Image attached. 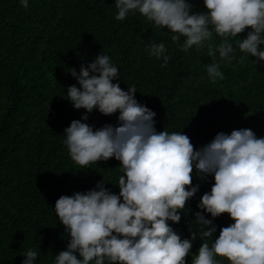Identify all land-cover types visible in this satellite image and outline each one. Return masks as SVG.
I'll return each instance as SVG.
<instances>
[{
    "label": "trees",
    "instance_id": "trees-1",
    "mask_svg": "<svg viewBox=\"0 0 264 264\" xmlns=\"http://www.w3.org/2000/svg\"><path fill=\"white\" fill-rule=\"evenodd\" d=\"M186 2L192 13L205 11L203 0ZM116 14L115 0H28L27 8L20 0H0V264H22L29 249L39 252L34 264H55L69 240L54 211L57 199L87 192L102 179L119 194V161L80 167L63 142L64 130L85 115L67 100L68 86L76 84L69 69L78 75L81 65L90 64L100 52L118 68L113 83L124 91L135 86L134 98L155 112L157 132H181L195 150L220 132L251 129L257 138L264 137V62L254 64L255 58L241 53L236 43L249 29L229 38L234 60L221 61L216 53L224 78L213 82L206 65L214 59L207 51L209 46L215 50L223 38L213 34L203 48L183 52L168 29L156 28L138 12L123 21ZM150 41L165 44L167 67L146 51ZM118 115L94 110L82 122L94 130L117 126ZM213 182L212 176L201 179L193 169L192 185L199 189L180 210V222H168L181 239L202 230L194 213ZM213 223L217 231L193 242L186 264H192L201 243L211 246L220 228L234 221L222 214Z\"/></svg>",
    "mask_w": 264,
    "mask_h": 264
},
{
    "label": "clouds",
    "instance_id": "clouds-1",
    "mask_svg": "<svg viewBox=\"0 0 264 264\" xmlns=\"http://www.w3.org/2000/svg\"><path fill=\"white\" fill-rule=\"evenodd\" d=\"M20 4L27 8L28 0ZM203 5L204 12L192 13L186 0H115V19L123 21L138 12L156 28L168 29L183 52L203 48L213 34L223 38L215 50L209 46L207 51L214 59L206 65L213 82L224 78L216 53L221 61L234 60L229 38L245 29L246 38L236 41L239 51L254 57V64L264 62V0H203ZM146 51L167 67L163 42L150 41ZM69 73L76 84L68 86L67 100L85 112L64 130L71 160L85 167L114 158L122 175L118 195L102 179L87 192L57 199L54 211L69 240L55 264H186L193 242L212 237L217 231L213 220L222 214L234 223L220 228L211 246L201 243L192 264H221L216 258L230 264H264V137L257 138L251 129L220 132L195 150L181 132L156 131L155 112L134 98L135 86L124 91L113 83L118 68L110 56L100 52L90 64L81 65L78 75L75 69ZM94 110L103 116L119 113L117 126L94 130L82 122ZM193 169L201 179L212 176L214 182L194 213L202 230L181 239L168 222H180V210L199 189L192 185ZM38 255L27 250L22 264H34Z\"/></svg>",
    "mask_w": 264,
    "mask_h": 264
}]
</instances>
